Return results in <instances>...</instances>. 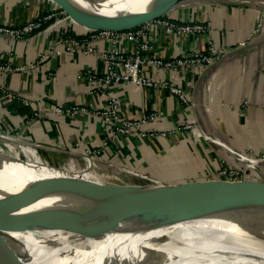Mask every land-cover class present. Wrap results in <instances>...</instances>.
<instances>
[{
  "label": "crops",
  "instance_id": "obj_1",
  "mask_svg": "<svg viewBox=\"0 0 264 264\" xmlns=\"http://www.w3.org/2000/svg\"><path fill=\"white\" fill-rule=\"evenodd\" d=\"M60 8L57 0H0V23L20 25L38 13ZM163 16L207 23L208 29L171 35L150 22V54L157 57L205 51L209 42L230 48L249 42L204 68L146 70L155 77L176 79L189 100L184 105L165 89L134 84L113 83L106 94L90 93L88 81L80 73L98 75L106 71L95 53L68 54L60 46L61 53L39 62V54L63 28L72 34L87 31L68 15L48 21L22 39L0 35V63L10 61L24 67L0 72V84L4 86L0 90V133L25 139L40 160L54 167L59 164L62 169L79 170L86 155L100 147L101 151L92 157L97 171L161 181L166 186L185 188L195 196H215V201L222 199L216 203V211L264 225V165L261 171L251 173L255 196L249 198L245 208L224 202L225 177L208 176L224 165H239L222 142L236 149L264 153V1L188 0ZM258 21L261 28L256 31ZM96 46L102 52L110 44L104 40ZM118 46L130 52L132 42L120 39ZM108 94L118 99L123 117L159 113L147 128L165 134L119 135L101 147L107 126L90 107H105ZM243 100L248 101L245 108L240 105ZM55 105L84 106L86 110L58 114L53 111ZM186 121L193 122L192 128L183 127ZM19 145L14 147L24 153ZM208 181L215 185H207Z\"/></svg>",
  "mask_w": 264,
  "mask_h": 264
},
{
  "label": "bare ground",
  "instance_id": "obj_2",
  "mask_svg": "<svg viewBox=\"0 0 264 264\" xmlns=\"http://www.w3.org/2000/svg\"><path fill=\"white\" fill-rule=\"evenodd\" d=\"M106 1L74 0L84 15L98 21L114 10L95 11ZM179 1L125 0L113 13H123V19L115 18L110 23L123 24L149 16ZM9 139L16 146L24 142ZM4 145L8 144L0 142V193L31 194L35 201L30 210L45 213L47 209L39 208L42 202H48L49 210L58 213L57 219H71L74 230L79 227L77 230L83 231L78 237L64 235L53 218L39 232L25 226L12 231L0 221L3 234L17 240L31 254L27 264H264V244L246 238V221L250 220L216 210H198L154 193L163 186L157 190L147 184L140 191L128 188L111 192L100 185L103 177L94 171L97 162L91 157L84 158L80 174L71 175L59 167L30 163L18 148L3 154ZM17 175L58 177L72 188H32L7 178ZM78 183L84 185L77 186ZM12 213L6 210L7 215Z\"/></svg>",
  "mask_w": 264,
  "mask_h": 264
},
{
  "label": "built area",
  "instance_id": "obj_3",
  "mask_svg": "<svg viewBox=\"0 0 264 264\" xmlns=\"http://www.w3.org/2000/svg\"><path fill=\"white\" fill-rule=\"evenodd\" d=\"M244 2L245 0H240ZM249 1V0H247ZM67 15L62 8L57 10H47L36 14L25 23L20 25H7L0 23V35H6L15 39H22L31 34L35 30L40 29L44 24L52 19H57L58 16ZM154 23L165 33L174 34H196L205 32L208 29V24L198 21H177L165 16L156 17L148 22L142 23L135 27L124 30L111 29H88L82 34H72L68 29L63 28L61 34L50 45L42 51L38 56V61H45L50 55L61 53V47L64 52L73 54L74 52H81L84 54L95 53L102 59L106 65V71L102 74H90L81 72L80 76H85L90 93L106 94L110 85L134 84L141 87L153 89H165L176 97L179 104H189L182 86L173 78L155 77L147 73L149 68L159 69L162 72L175 71L182 67H207L214 64L230 51L246 45L247 42H240L235 47H218L213 42L205 51L188 52L172 57H157L150 54L152 50L153 37L149 33V23ZM261 21H258L256 31L260 30ZM120 39H127L132 42V49L130 52H125L120 49L118 42ZM107 41L110 46L106 50L99 52L96 43L99 41ZM24 67L14 65L10 61L0 63V72H11L22 70ZM49 75L53 73L49 72ZM0 90H4V86L0 84ZM106 106L103 108L91 106L92 112L99 116L107 126L106 137L101 143V147L106 146L109 142L118 139L119 135H155L165 134V131H155L153 128H147V124L153 121L159 114L152 111L140 118L130 119L123 117L120 114V103L113 95L106 96ZM248 101L241 102L242 107L247 106ZM84 106H70L61 107L53 106V111L58 114L72 115L76 111H85ZM193 122H184L185 129L192 128ZM227 150L229 155L239 164L237 166L224 165L211 172L208 176L225 177L228 181L236 182L245 179H250L251 173L261 171L264 165V153H255L249 150L236 149L226 143H221ZM101 151V148L91 150V155L86 157H93Z\"/></svg>",
  "mask_w": 264,
  "mask_h": 264
},
{
  "label": "water",
  "instance_id": "obj_4",
  "mask_svg": "<svg viewBox=\"0 0 264 264\" xmlns=\"http://www.w3.org/2000/svg\"><path fill=\"white\" fill-rule=\"evenodd\" d=\"M59 2V5L62 9H64L69 17H71L76 23L79 25L85 27L88 29H111V30H124L129 29L132 27H135L137 25H140L142 23L148 22L156 17L163 16L166 12H168L170 9L181 5L188 0H181L178 2V5L169 4L167 7H164L160 9L159 11L150 14L149 16H144L136 19H132L127 21L123 24H111L110 22L122 16V14H113L114 11L117 9V7L124 2L125 0H107L105 3H102L103 5H100L99 7L95 8L96 12L104 11L106 8H113L114 10L110 11L106 17H103L101 21H98L96 19H92L90 17H87L84 15L76 6L74 0H57ZM183 1V2H182ZM247 1V0H245ZM264 1V0H262ZM182 2V3H181ZM116 8V9H115ZM9 136L10 135H6ZM34 144V143H33ZM11 181H21L24 182V184H28L29 187L32 188H54L59 190H65L70 189V183H68L65 179H60L58 177H37V176H27V175H17L13 177H7ZM215 183L213 181H208L207 185ZM70 185V186H69ZM84 184L78 183L77 186H81ZM100 185L105 187L111 192H118L124 190L123 188H118L112 184H107L102 182ZM255 183L253 180H242V181H236L226 182V195L225 197H222L224 199V202L227 201L232 207H242L245 208L249 198L251 196H255ZM189 190V189H188ZM157 195H166L167 197L173 199L174 201L182 204L190 205L198 210H206V211H215L219 209V205H217V202H222V199L219 198L217 201H215V196H207L200 197L195 196L189 193L185 188H176L171 186H166L163 190L159 192H154ZM169 198H166L169 200ZM13 201V199H12ZM5 205L6 208L7 203L4 202L2 199H0V205ZM7 210V209H6ZM6 210L1 206L0 207V221L5 224V226L12 231H20L25 229V224L21 222L19 219H17L14 216H10L6 214ZM50 217V216H49ZM48 217V220L51 218ZM43 221H46V218L43 219ZM57 222V220L55 219ZM246 225L249 228L246 233V238L250 239L254 242H257L258 244H264V225H260L255 223V221H246ZM26 227V226H25ZM3 232L0 229V264H27L28 259L26 257H22L18 255L12 248L8 245L6 242ZM21 243L25 244L26 242L24 240H19ZM44 264V263H41Z\"/></svg>",
  "mask_w": 264,
  "mask_h": 264
},
{
  "label": "rangeland",
  "instance_id": "obj_5",
  "mask_svg": "<svg viewBox=\"0 0 264 264\" xmlns=\"http://www.w3.org/2000/svg\"><path fill=\"white\" fill-rule=\"evenodd\" d=\"M10 135V134H9ZM13 138H18L22 141H24L25 139L18 137V136H12ZM4 141L6 142L8 145H4L3 147V154H7L10 152V150L12 148H15L16 146L14 145V143H12V141H10L9 138H7L6 134L4 133H0V142ZM15 146V147H14ZM27 146H31L28 143H20L19 148L20 151L22 150L24 153L20 152V154L22 156H26L29 160L30 163H39L41 166L43 165L44 167L51 165L50 163H46L43 160H40L35 151H31V150H27L24 147ZM33 147V146H32ZM57 167L60 166L59 164L56 165ZM84 169V164L82 165V168H80L79 170H74L71 169L70 167H68L67 169H65V171L71 175L74 174H80L82 172V170ZM110 170V169H109ZM95 172H97L98 174H100L103 177V182L107 183V184H112L118 188H123V189H134L137 191H140L141 189H144L147 184H149L151 187H155L157 190L160 189V186H163L164 188L166 187V185H164L161 181H157V180H152V179H148V178H136L134 176H126L124 174H120L117 173L115 171H112L114 173H109L108 171L106 172H102V171H97V169L95 170ZM107 179V180H104ZM250 180V179H249ZM142 185V186H141ZM137 188V189H136ZM1 198L4 202L7 203V210L9 212H16L15 214L12 213V216L16 217L17 219H19L21 222H23L25 224V226L30 229V230H35L36 232L42 231L44 228L43 225H45L44 223L47 222L48 217L50 216L51 219L53 218L54 220L56 219V221H54L56 224H58V227L60 229L63 230V234L65 235H71L72 237H78L80 236L83 231L81 232V229H79V231L77 230L79 227H76L72 224V220L71 219H61L62 217L57 219V212L55 211H51L49 210L50 208V203L48 202H42V206L41 208H39V210H48L47 212L43 213L42 211H32L29 209V207L31 206V204L35 201L34 200V196H32L31 194H27V193H7V194H1ZM169 198V197H168ZM13 199V201H12ZM170 200H173L171 198H169ZM52 212V213H51ZM14 214V215H13ZM44 216V217H43ZM49 217V218H50ZM56 217V218H55ZM46 218V221H43V219ZM67 225V226H66ZM69 232V233H67ZM6 242L8 243V245L12 248V250H14V252H16L18 255L22 256V257H26V258H30L31 254L29 253L28 250H26L17 240H15L14 238H11L7 235H3ZM43 263L42 261H39L37 263L34 264H41Z\"/></svg>",
  "mask_w": 264,
  "mask_h": 264
}]
</instances>
